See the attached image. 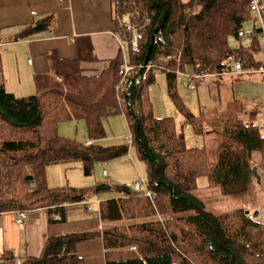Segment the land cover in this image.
I'll list each match as a JSON object with an SVG mask.
<instances>
[{
	"label": "trees",
	"instance_id": "16d2710c",
	"mask_svg": "<svg viewBox=\"0 0 264 264\" xmlns=\"http://www.w3.org/2000/svg\"><path fill=\"white\" fill-rule=\"evenodd\" d=\"M113 3L116 22L123 18L143 27L141 53L129 57L137 74L123 84L125 92L118 89L122 54L101 74L84 73L80 63L95 59L91 47L87 54L79 50L74 61L49 54V73L35 78L34 95L17 97L0 86V215L47 209L52 224L62 223L65 206L87 202L89 194L117 191L122 197L101 202V230L51 238L38 258L21 261L6 251L0 264H85L77 246L95 239L103 240L106 264H232L233 258V264H264V224L247 215L264 211V180L257 179L252 166L258 157L263 173V129L238 114L225 117L211 111L195 116L179 98L176 85V71L186 67L192 74L220 73L233 57L241 59L245 69L261 65L256 59L261 52L259 27H253L249 48L231 47L249 21L251 0ZM58 23L55 13L44 15L19 37L52 31ZM118 26L124 38L126 33ZM153 36L151 62L180 57L181 64L173 61L165 72L168 92L198 133L205 135L210 128L217 136L213 162L203 148L186 147L174 119L153 115L149 90L155 74L149 72L145 80L138 81ZM119 114L126 117L132 147L145 162V183L152 199L128 186L102 184L87 190L49 186L50 167L82 162L84 174L90 176L95 162L107 163L129 154L130 146L96 144L105 136L104 121ZM82 120L87 123L90 145L59 135L61 123ZM203 177L208 178L207 192L199 188ZM217 197L223 209L228 208L226 201L240 206L231 214L210 211L208 205L211 208L213 203L209 202Z\"/></svg>",
	"mask_w": 264,
	"mask_h": 264
},
{
	"label": "crops",
	"instance_id": "0c3cea01",
	"mask_svg": "<svg viewBox=\"0 0 264 264\" xmlns=\"http://www.w3.org/2000/svg\"><path fill=\"white\" fill-rule=\"evenodd\" d=\"M113 6V0H0V86L8 92L15 90L18 93L32 92V89L36 90L35 78L49 73V54L56 55L62 61H74L78 57L79 50L87 54L90 51L89 47L92 48L95 59L82 61L81 69L89 76L104 72L111 61L118 58L120 54L123 55L121 42L124 38L117 31L119 26L114 18ZM54 13L58 16L57 28L32 37H19L40 17ZM250 45L248 40L244 42L246 48ZM126 54L130 57L129 51ZM260 56L257 61L263 65L264 59ZM257 75L244 73L236 77V81H240L243 77H250L253 86L260 84L264 89V78ZM217 87L220 100L224 86L220 87L217 84ZM227 96L228 101L221 109L223 112L220 115L234 116L236 115L234 109L237 108L238 111L245 112L250 120H255L257 113L253 112L252 108L259 109L261 102H251L247 106L248 111H245L243 107L245 108L246 104L237 99L234 90L227 91ZM235 102L243 103V106L241 104L236 106ZM215 113H217L216 109L213 110V114ZM206 133L210 137L209 140L217 143L215 149L217 151L219 145L217 136L210 128ZM133 155L129 153L122 158L126 161H134L133 158L138 154ZM49 173L52 172L49 171ZM103 174L106 178L113 175L111 165L104 170ZM51 177L53 180L52 174ZM199 185L201 192L208 191L204 189V182ZM119 197H122V194ZM103 201L107 199L96 196L87 202L69 204L65 206V221L55 224L50 222L51 216L47 209L29 213L23 227L17 224L16 212L1 214L0 259L6 251L12 252L21 261L27 258H38L51 238L101 230L103 225L100 210L98 206L92 207L91 204ZM77 252L85 264H106V250L102 239L79 244Z\"/></svg>",
	"mask_w": 264,
	"mask_h": 264
},
{
	"label": "rangeland",
	"instance_id": "374dc122",
	"mask_svg": "<svg viewBox=\"0 0 264 264\" xmlns=\"http://www.w3.org/2000/svg\"><path fill=\"white\" fill-rule=\"evenodd\" d=\"M261 6L263 8V15H264V0H261ZM258 25L249 18L245 29H254L253 27ZM261 42V52L256 57L258 60L259 56L264 59V42L260 38ZM236 45V40L231 41V47L234 49ZM255 70V69H254ZM180 73L177 75V94L186 108L195 116H199L201 113L213 112L216 109L218 114H221L223 111L221 109L225 106L226 102L228 101L227 91L234 90L236 97L239 101L244 102L245 111H248V105L251 102L260 103L259 109H254L257 113V117L255 120H250V118L246 117L245 112L238 111L237 108L234 109L235 114H238L241 119H243L246 123H253L259 125L263 129L264 133V89L260 84L253 86V83L250 81V77H243L240 81H236V77H223L222 79H214L209 78L206 81L201 82L197 86V91H191L189 86L188 77L192 75L193 70L189 67H186L185 70H179ZM245 72L248 73L249 71L245 69ZM155 83L151 86L149 90V98L152 104L153 115L157 118H172L174 119L177 125V132L183 135V140L185 145L188 149L191 148H203L207 153L208 160L210 162L215 161L216 159V148L217 143L209 140L210 137L207 135H202L194 129V126L187 123L185 116L180 112L177 108L176 104L172 100L169 92H168V83L166 73L156 71L155 73ZM257 76H262L258 74ZM217 84L220 87L224 88V92L220 95V100L218 99V92H217ZM259 85V86H258ZM233 86V87H232ZM234 88V89H233ZM14 93L18 96H31L34 95L35 90L32 89V92L28 93H18L16 90ZM29 95V96H28ZM230 99V97H229ZM220 101V103H219ZM236 104V102H235ZM243 105V103H241ZM234 106V101L232 103ZM237 106V105H236ZM104 131L105 136L100 141H96L101 146L110 147V146H120L126 145L130 146V152L132 155L136 154V148L133 146L129 140L130 137V129L126 121V117L122 114L114 115L109 117L107 120L104 121ZM59 135L75 139L82 144L88 143L89 135L87 129V123L85 121H66L60 124L59 126ZM129 155V154H128ZM133 155V156H134ZM134 161L124 160V158H119L116 160L111 161L110 163H103V162H95L93 166L92 175L86 176L84 174V164L82 162H75V163H66L61 164L58 166L50 167L47 171L52 173L48 174V183L51 187H65V188H75V189H92L98 185L102 184H109L114 188L128 186L131 190L134 191V184L138 181L147 182V171L145 162L142 161L138 155L133 158ZM133 162V164H132ZM259 159L256 157L254 160V164L259 165ZM113 168V175L106 178L103 174L104 170H107L109 166ZM261 165V164H260ZM53 176V180L51 177ZM204 179L200 178L198 183L204 182V189H208V178L203 177ZM264 180V177H263ZM131 182L132 185H131ZM260 186V185H259ZM264 186V182H263ZM133 187V188H132ZM199 188L200 185H199ZM121 194L120 192L113 191V192H101L98 196L102 199H115L119 197ZM93 194H89V198H95ZM109 198V199H108ZM223 199L222 197H220ZM209 201V200H208ZM228 202L227 209H223L222 207L224 204L221 200L217 198H212L209 204L213 203V206L208 205L209 210L213 211L217 209L218 214H231V211L239 208L240 203L232 206L231 201ZM98 206L100 208L101 203H94L91 204ZM100 210V209H99Z\"/></svg>",
	"mask_w": 264,
	"mask_h": 264
},
{
	"label": "built area",
	"instance_id": "2783aa9c",
	"mask_svg": "<svg viewBox=\"0 0 264 264\" xmlns=\"http://www.w3.org/2000/svg\"><path fill=\"white\" fill-rule=\"evenodd\" d=\"M261 0H251L250 4V11H249V18L253 20L258 27L260 28V38L264 42V15H263V8L261 6ZM118 24L123 28L126 35L124 40L121 42V50L123 52V64L120 66L119 74L121 76V83L118 87L119 91L122 93L125 92V86L123 84L132 76L137 74L136 67L130 64L129 56H127V51L130 52L132 55H138L141 53V42L143 40L142 34V26L137 25L136 23L130 22L129 20H123V18L118 19ZM254 36V29H245L239 31L238 38L236 40L235 49L240 50L244 46L245 41H249ZM176 61L178 65L181 64L180 57L170 56L164 57L160 62H149L148 64H144L140 66V69L144 70V73L139 78V82L146 79V75L149 72H163L169 71L170 63ZM178 69L176 71V76L180 73ZM245 72L244 62L241 59L231 58L230 65L220 73H202V74H192L188 77L189 86L191 91H196L197 86L199 83L206 81L209 78L214 79H222L223 77H239L242 76ZM248 73L252 74H260L264 77V63L263 65L259 66L255 70H251ZM60 81V79H58ZM131 142V135L129 137ZM91 142L88 143L90 145ZM254 167V171L256 172L257 179L264 177V171L261 174L260 165L252 163ZM134 191L142 194L147 198L153 197L151 192L147 189L146 183L142 181H138L134 184ZM99 204V203H98ZM17 215V224L21 227L25 225V220L27 219V215L25 212H16ZM249 219L255 222H261L264 224V211L256 210L251 213L247 214ZM132 250H136V247H133ZM17 264H21L20 261H17Z\"/></svg>",
	"mask_w": 264,
	"mask_h": 264
},
{
	"label": "water",
	"instance_id": "95a60500",
	"mask_svg": "<svg viewBox=\"0 0 264 264\" xmlns=\"http://www.w3.org/2000/svg\"><path fill=\"white\" fill-rule=\"evenodd\" d=\"M157 31H158V30H156V32H157ZM155 40H156V37L153 36V37H152V44H151L150 47L148 48V51H147V55H146V57H145V62H144V64H148V63L150 62V60H151V54H152V51H153V46H154ZM255 173H256V172H255ZM195 208L198 209L199 212H200L201 214H203L205 218L208 219V216L204 213V211H203L202 209H200V208L197 207L196 205H195ZM233 262H234V258H233V260H232V264H233Z\"/></svg>",
	"mask_w": 264,
	"mask_h": 264
}]
</instances>
